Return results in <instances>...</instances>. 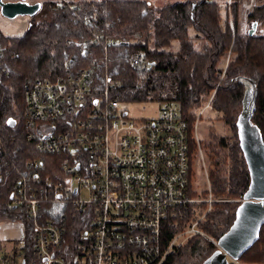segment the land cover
<instances>
[{"label": "trees", "instance_id": "obj_1", "mask_svg": "<svg viewBox=\"0 0 264 264\" xmlns=\"http://www.w3.org/2000/svg\"><path fill=\"white\" fill-rule=\"evenodd\" d=\"M37 1L41 7L23 35L6 37L0 30V220L23 226V238L14 245L20 249L5 254L0 243V264H37L31 250L32 223L22 208L11 206V195L24 176L36 174L41 187H46L47 178L57 183L67 158L66 154L39 152L35 143L27 140L24 115L28 89L36 81H65L82 71H90L94 89L104 88L106 78L108 99L120 105L165 101L178 105L188 124L190 197L197 196L192 179L193 169L199 165L194 128L215 90L212 110L234 134L232 142L211 132L208 140H198L207 163L210 191L218 200L199 228L213 242L204 236L191 237L163 262L201 264L230 230L250 185L237 128L250 82L256 88L251 124L264 147V36L248 35L252 23H263L264 4L247 15L249 28L244 31L241 0H231L228 12L222 0H182L161 7L150 0ZM42 15L48 19L40 18ZM96 37L94 44L91 40ZM109 41L111 46H107ZM136 54L141 56V65L131 67L130 58ZM228 54L234 56L226 59ZM224 59L227 63L222 73ZM9 119L14 120L13 127L7 125ZM35 161L39 166L28 167ZM206 194L201 190L198 195ZM199 207L205 205H190L164 222L162 247L187 226ZM178 213L183 215L181 220ZM91 218L70 205L65 207L62 249L67 256L75 255L84 242ZM238 261L264 263V224L255 243Z\"/></svg>", "mask_w": 264, "mask_h": 264}, {"label": "built area", "instance_id": "obj_2", "mask_svg": "<svg viewBox=\"0 0 264 264\" xmlns=\"http://www.w3.org/2000/svg\"><path fill=\"white\" fill-rule=\"evenodd\" d=\"M222 1L228 11L231 0ZM140 65L141 56L133 55L130 66ZM93 82L90 71H82L65 81H36L29 87L27 140L39 152L67 158L55 184L47 178L41 187L36 174L22 177L11 206L22 208L32 223L31 250L37 264H163L174 248L204 236L199 225L218 200L209 183L205 198L188 195V124L176 103L162 102L155 118L131 119L108 99L106 78L102 89H94ZM211 100L212 95L205 108ZM194 139L198 147L196 131ZM39 164L30 162L28 167ZM67 205L92 217L72 257L62 249ZM190 205L205 208L201 214L195 210L187 226L162 247L164 222Z\"/></svg>", "mask_w": 264, "mask_h": 264}, {"label": "water", "instance_id": "obj_3", "mask_svg": "<svg viewBox=\"0 0 264 264\" xmlns=\"http://www.w3.org/2000/svg\"><path fill=\"white\" fill-rule=\"evenodd\" d=\"M39 9L38 2L28 4L26 0H0V15L8 19L18 16L33 17ZM256 26L255 22L252 23L249 36L254 34ZM255 98L256 88L250 82L237 122L241 148L249 169L250 185L230 230L219 240L217 249L201 264H229L231 260H238L255 243L264 224V147L251 124ZM14 124V120L7 121L10 127Z\"/></svg>", "mask_w": 264, "mask_h": 264}, {"label": "rangeland", "instance_id": "obj_4", "mask_svg": "<svg viewBox=\"0 0 264 264\" xmlns=\"http://www.w3.org/2000/svg\"><path fill=\"white\" fill-rule=\"evenodd\" d=\"M33 1L34 0H28V2H33ZM150 1L153 3L154 6L161 7L167 3H174V2H179L182 0H150ZM241 4H242V0H241ZM245 8L249 9L250 7H248V5L245 4L244 9ZM244 9H241V18L244 17V13H245ZM42 17L44 19H48V16L44 17V15H42L40 18ZM229 19H231V17ZM28 20H29V17H26V16H18L14 19H8L0 15V30L2 34L6 37H19L23 35V33L25 32L27 25H28ZM247 26L243 28L244 31H246V29L249 28V26L248 28ZM229 56L231 57L232 55L228 54L226 56V59ZM226 59H224L223 61L224 65H222V73L224 71V66H226V63H227ZM214 93H215V90H213L210 93L206 103H208L209 98L211 97L212 94L214 97ZM159 106H160V103L158 102H142V103L121 104L120 108L121 110L127 111V115L129 118L141 120V119L155 118L158 115ZM204 106L201 109L202 112L200 110L201 114L198 117L199 119H198L197 128H195L197 139L200 140V142L202 140H208V134H210L211 132L212 135H214L215 137L225 136L228 139V141L232 142L234 133L231 131L229 126L225 125L223 121L218 119V114L212 110L211 103H210V107L205 108ZM203 154L204 152L202 151V148L198 144L197 161H199V165H196L194 167L193 169L194 177L192 179L193 189L197 191L196 192L197 196L194 197L196 199L205 198L206 196L198 195V194L201 192V190H206V193H207L208 187H209V184H208L209 181H208L207 171H206L207 163H206V160L204 159ZM196 213L198 214L203 213V208L199 207L198 209H196ZM5 228H11V229L6 231ZM9 235L12 240L20 239L23 235L22 224L20 222H9L4 219L0 220V239L1 240L6 239L9 237ZM205 238H207V240H209L210 242L213 240L208 237H205ZM6 246L8 247V245Z\"/></svg>", "mask_w": 264, "mask_h": 264}, {"label": "crops", "instance_id": "obj_5", "mask_svg": "<svg viewBox=\"0 0 264 264\" xmlns=\"http://www.w3.org/2000/svg\"><path fill=\"white\" fill-rule=\"evenodd\" d=\"M243 2L245 4H247L248 7H250V8L249 9L248 8H245L244 9L245 4ZM262 4H264V0H242V4H241V8H240V18H241V9H244V12H245L244 13V17L241 18L243 20L242 28H244L245 26L248 25V23L246 24V17L252 11V8H254L255 6H258V5H262ZM247 28H248V26H247ZM257 33H259L258 35L264 36V21H263V23L260 26L257 24L256 30H255L254 34H257ZM10 229L11 228H5L6 231H8ZM22 238H23V235H22V237L20 239H22ZM20 239L12 240L10 238V235L6 239H3V240L0 239V243L3 244V248H2L3 249V252L5 254H9V253L14 252L16 249H20L19 248L20 247L19 245L14 246L15 243L18 240L20 241ZM6 245H8V247ZM14 248H15V250H14Z\"/></svg>", "mask_w": 264, "mask_h": 264}, {"label": "flooded vegetation", "instance_id": "obj_6", "mask_svg": "<svg viewBox=\"0 0 264 264\" xmlns=\"http://www.w3.org/2000/svg\"><path fill=\"white\" fill-rule=\"evenodd\" d=\"M14 0H3V2H13ZM26 2L28 3V4H34V3H36V2H38L37 0H34L33 2H28V0H26ZM38 3H40V2H38ZM40 7H41V4H40ZM27 17V16H26ZM32 17H29V20H28V22L30 21V19H31Z\"/></svg>", "mask_w": 264, "mask_h": 264}]
</instances>
